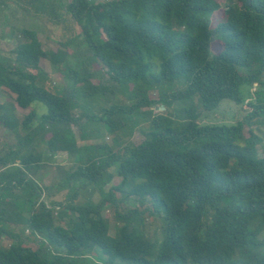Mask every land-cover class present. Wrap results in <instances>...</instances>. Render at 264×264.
Returning a JSON list of instances; mask_svg holds the SVG:
<instances>
[{
  "label": "trees",
  "instance_id": "obj_1",
  "mask_svg": "<svg viewBox=\"0 0 264 264\" xmlns=\"http://www.w3.org/2000/svg\"><path fill=\"white\" fill-rule=\"evenodd\" d=\"M35 1L51 15L65 7L87 58L67 57L71 40L43 49L25 29L28 41L17 40L13 58L0 55V86L14 106H46L19 116L13 103L0 105V123L15 138L0 151V239L10 238L0 243V264H264V155L260 136L243 131L264 117V0H227L214 27L216 0ZM43 59L62 76L54 92L39 84L49 76ZM93 61L114 88L87 71ZM97 100L104 104L93 111ZM157 102L164 110L153 113ZM243 104L248 113L240 116ZM222 106H239L226 111L236 121L200 122ZM75 107L82 112L74 115ZM137 126L142 139L133 144ZM53 159L72 165L49 196L36 175ZM83 190H98V200L76 203ZM116 192L141 208L121 211ZM145 215L161 218L160 236L145 233ZM7 224L27 228L37 247L23 245Z\"/></svg>",
  "mask_w": 264,
  "mask_h": 264
},
{
  "label": "rangeland",
  "instance_id": "obj_2",
  "mask_svg": "<svg viewBox=\"0 0 264 264\" xmlns=\"http://www.w3.org/2000/svg\"><path fill=\"white\" fill-rule=\"evenodd\" d=\"M1 1V0H0ZM15 1V0H12ZM12 1H9L7 3L2 4L0 2V52H2L5 56L8 57V60H11L13 58V49L16 46L17 40L18 42H26V36L23 34L22 29L25 30H33L37 33V38L41 42V47L43 46L44 49H49L52 51H56L58 48H63L62 42L71 40L72 42L66 46L67 50V57L71 59H80L82 57L87 58L86 51L84 49L76 48L75 42L78 41V33L80 32V27L76 24V22L70 17V15L66 12L65 7H57V15H51L48 13L47 10H41V5L37 4V2L34 0L29 4V1L31 0H17L18 3H12ZM62 1V0H59ZM219 4V9L214 11L212 15L210 16V26L214 27L219 21L223 20L224 18V8L227 3V0H216ZM3 2H6L4 0ZM7 4H9L7 6ZM3 5V6H2ZM13 9V11H12ZM38 9V10H37ZM9 30H12V35L8 34L7 32ZM221 49V43L217 41L216 36H212V42H211V50L214 53L219 52ZM9 52V55L7 53ZM12 56V57H10ZM40 66H44L42 69L49 75L48 79L41 80L39 84H41L43 87H45L47 90L54 92L56 88H58L62 84L61 74L55 70L50 62L47 59H43L40 62ZM88 70H93L94 72L103 74V81L104 83L110 85L112 88H114V83L111 82L106 75H104V69L103 66L97 62L93 61L91 62L87 67ZM35 72V71H33ZM97 77L93 78L94 82H97ZM179 87V86H177ZM176 87V88H177ZM117 98H122V96L117 93ZM149 96L154 99L158 100L159 93L156 89H152L149 91ZM11 97V94L7 91V88L4 86H0V105L6 106L8 103H13L14 101ZM104 104L100 100H97L93 103L94 107H92V110H97V107ZM36 107L38 112H44L46 111V106L41 102H34L32 103L31 107ZM11 107V106H10ZM15 111L12 110L13 114H18L19 116H22L23 114H26L29 112L31 107H28L26 109H22L18 107L17 105L14 106ZM153 113L160 112L164 110V107L159 105V103L153 104L151 107ZM243 112L240 116H243L244 114L248 113V110L246 109L245 105L242 106ZM146 109V108H144ZM228 110H235V113L237 110H239V106L234 107H227L222 106L219 108L218 112L215 113H209L205 117L202 118L200 122H234L236 121L235 117H230L229 114L226 113ZM1 111V110H0ZM82 112L79 108H74V115L79 114ZM81 120H73L72 126L75 132L77 133V124L80 123ZM140 123H143V120L140 121ZM248 125H245L243 128V131L245 135H248V129L251 127L258 136L261 138V142L257 145L258 148V154L259 156L264 155V117H253L251 120V123H247ZM144 128L145 126L142 125ZM141 127V128H142ZM145 129V128H144ZM143 129V130H144ZM139 130V126L136 127L132 135L129 136L130 142L133 144L138 143L142 139V134ZM112 135L109 133H104V140L111 144ZM15 142V138L13 134L7 131V127L0 123V151L4 150L8 147V145H11ZM83 144V142H82ZM68 162L64 164H55V160L53 159L52 162H47L45 164V167L39 172V174L36 175L38 177V183L41 185H47L48 190L46 191L47 195H53L56 190V184L59 178L63 175V171L72 165L69 160ZM113 183H108L104 185L103 192L108 193V188L111 186V184H115L119 181V177L114 176L112 177ZM44 195V194H43ZM62 196V193H61ZM91 197L94 200H98L99 194L98 190L87 192V191H81V193L78 195V197L75 199L76 203H84ZM116 197L119 200L120 204V210H124L127 208L132 207V203L135 204L138 208H141V206L135 201H131L134 199H121L118 192H116ZM60 198V197H58ZM63 206H61V211L63 210ZM60 210H57L60 211ZM104 217L108 220L110 224V229H114V224L116 222V217L113 212V208H110L109 206L105 207L103 210ZM53 219L57 223L64 224L65 220L67 218H60L59 213H55L53 211ZM161 218L158 216H152V215H145V222H144V230L145 233L149 237L154 236H160L161 234ZM8 228L14 232L23 245L30 246L31 248L37 247V240L29 233V230L25 228L22 225H16V224H7ZM1 245L8 246L10 243V238L7 236H4L0 239ZM97 258V257H96ZM99 261V260H98ZM102 263V260H101Z\"/></svg>",
  "mask_w": 264,
  "mask_h": 264
},
{
  "label": "crops",
  "instance_id": "obj_3",
  "mask_svg": "<svg viewBox=\"0 0 264 264\" xmlns=\"http://www.w3.org/2000/svg\"><path fill=\"white\" fill-rule=\"evenodd\" d=\"M43 48V46H42ZM44 49V48H43ZM12 50V49H11ZM12 52V51H11ZM0 55H3L4 58H8L7 56H5L2 52H0ZM7 55H9V52L7 53ZM14 55V54H13ZM12 57V56H10ZM44 66H41V69L43 68ZM43 70V69H42ZM43 72L45 73V71L43 70ZM48 75V74H47ZM46 80V79H45Z\"/></svg>",
  "mask_w": 264,
  "mask_h": 264
},
{
  "label": "clouds",
  "instance_id": "obj_4",
  "mask_svg": "<svg viewBox=\"0 0 264 264\" xmlns=\"http://www.w3.org/2000/svg\"><path fill=\"white\" fill-rule=\"evenodd\" d=\"M254 85H256V84H254Z\"/></svg>",
  "mask_w": 264,
  "mask_h": 264
}]
</instances>
